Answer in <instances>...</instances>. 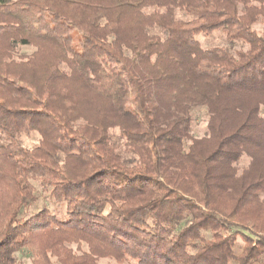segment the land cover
<instances>
[{
	"label": "trees",
	"instance_id": "16d2710c",
	"mask_svg": "<svg viewBox=\"0 0 264 264\" xmlns=\"http://www.w3.org/2000/svg\"><path fill=\"white\" fill-rule=\"evenodd\" d=\"M255 24L264 0H0V264L26 247L35 264H264ZM216 30L246 49L202 48ZM34 182L66 219L23 215Z\"/></svg>",
	"mask_w": 264,
	"mask_h": 264
},
{
	"label": "rangeland",
	"instance_id": "374dc122",
	"mask_svg": "<svg viewBox=\"0 0 264 264\" xmlns=\"http://www.w3.org/2000/svg\"><path fill=\"white\" fill-rule=\"evenodd\" d=\"M181 14L178 13V16ZM253 29L257 32H262L264 27L260 24H255ZM196 40L200 43L202 48L208 49L212 47H223L231 51L232 53L238 50H245L246 46L241 43L240 41L235 42H227L225 39L224 34L221 30H216L210 35H198ZM33 49L24 47L21 49L20 54L28 55L32 53ZM260 115L264 118V107L261 108ZM207 120L208 115L204 108H196L192 111L190 117V127H189V134L192 138L198 139L203 138L207 134ZM110 135L112 138V142L117 149V151L123 156L125 159L132 160V156L125 151L124 147V140L120 138V133L117 129L111 130ZM20 144L27 149H31L38 144L39 136L37 133H30L28 135L22 134L19 137ZM188 143V142H187ZM249 163V159L243 156L238 164L239 168H243L247 166ZM35 187V195L36 201L34 204L27 207L23 215L25 217H29L32 214L37 213L42 208H46L52 215H55L58 219H66L65 217V205L63 203H57L54 199H52L48 192L43 190L42 187L39 185L38 182L33 183ZM74 251L79 252L76 250V246H71ZM242 248V242L240 240L237 241L235 246V253H239ZM85 247L82 246L81 251H84ZM17 264H35L36 255L32 248L26 247L21 250L19 253L14 255ZM53 264H56L55 259H52ZM97 264H135L133 261L124 262V263H117L112 259L103 258L97 261Z\"/></svg>",
	"mask_w": 264,
	"mask_h": 264
}]
</instances>
